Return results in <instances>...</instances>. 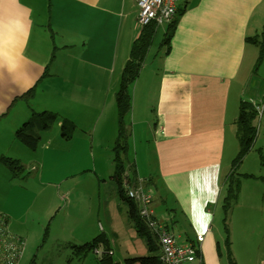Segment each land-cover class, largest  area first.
<instances>
[{"label":"crops","instance_id":"obj_1","mask_svg":"<svg viewBox=\"0 0 264 264\" xmlns=\"http://www.w3.org/2000/svg\"><path fill=\"white\" fill-rule=\"evenodd\" d=\"M176 7L182 13L173 20L168 46L157 51L160 67L151 65L140 79L150 41L162 26L164 36L169 24L139 32L136 0H0V158L18 161L23 170L32 171L29 177H14L0 162V214L7 232L22 239L24 247L33 230L47 237L52 220L60 215L63 237L56 241L66 250L68 263L80 259L71 257L67 244L80 246L99 235L107 239L113 257L116 243L106 234H111L109 228L88 227L87 216L78 219L73 200L69 202L72 194H78V182L70 179L85 173L84 161L90 158L97 188L114 183L109 152L116 138V94L129 64L135 71L141 69L132 91L135 94L139 85L140 111L133 134L140 139L143 134L147 143V148H137L134 137L135 157L131 159L126 138V166L133 167L136 177L132 184L151 193L156 218L178 244L194 245L204 264H218L210 221L217 207L221 208L225 182L232 172L235 158L228 162L233 154L229 142L235 137L236 118L231 120L244 91L250 89L253 48L258 56V48L246 39L262 32L264 0H177ZM34 86L32 95L23 99ZM252 86L248 102L260 126L237 168L243 169L242 175L257 179L241 178L236 201L243 198L247 203L236 206L255 208L264 221V90L260 96L262 85ZM31 108L72 123L71 138L52 131L40 137L39 151L20 144L14 133L29 120ZM55 123L60 131V121ZM96 150L104 151V156L102 152L95 156ZM61 160L73 168H48L44 176L38 173L41 166ZM250 181L253 191L245 192ZM110 187L111 197L115 194L118 200L116 207L124 209L131 239L140 238L127 219L128 209L116 184L115 190ZM24 190L26 195H22ZM49 196L55 197L54 209L46 201ZM58 200L68 204L61 208ZM177 229L189 233L183 237L175 233Z\"/></svg>","mask_w":264,"mask_h":264},{"label":"rangeland","instance_id":"obj_2","mask_svg":"<svg viewBox=\"0 0 264 264\" xmlns=\"http://www.w3.org/2000/svg\"><path fill=\"white\" fill-rule=\"evenodd\" d=\"M165 26H162L158 28L159 30L157 33L154 35V38L150 41V51L146 52V54L143 55V59L145 62H143V68L142 71V76L140 79H144L146 70L151 69V65L153 68L160 67V56H158L157 51L160 47V43L162 41V29H164ZM138 47V45H137ZM253 48V47H252ZM254 50V60L253 64L251 66V74L252 78L250 79V89H253L252 84L253 83H260L261 86V91H260V96L262 95V92L264 90V59L261 60L260 63H256L257 61V49L253 48ZM139 53V52H138ZM136 53L134 55V59L139 60L140 54ZM148 54V55H147ZM147 55V58H146ZM138 57V58H137ZM146 58V59H145ZM136 68V67H135ZM140 70L136 68V71L134 73V78L133 80L128 81V86H127V92L125 95V106L124 107V114L121 119V124L124 128V133L126 135L128 144H129V157L133 159L135 157V152L133 148V141L134 137H136V146L141 147L140 145H143L144 148H147V143L143 140V134L142 138L140 139L136 135L134 136L133 134V126L134 122H137L138 118V111H140L139 107V100H140V87L138 85L136 93L134 94L132 91L134 89V82L135 79L137 78L138 75H140ZM152 74V73H151ZM133 75V74H132ZM120 84V82H119ZM119 84L117 91L119 89ZM250 89H247L244 91V94L241 96L240 101L242 102H248L249 99V91ZM254 99V98H253ZM257 101L256 99H254ZM32 104H35V101H32ZM238 105L236 106L235 109V114L233 113L231 121H234L235 118L237 119V114H238ZM35 106V105H34ZM33 112H35L34 108H31ZM42 112V111H40ZM40 112H35V113H40ZM143 117L142 111H141V118ZM29 119V118H28ZM114 119V115H113ZM61 120V117L58 116V121ZM115 132L114 135L116 137L117 134V126H118V115H117V110L115 106ZM236 122V120H235ZM234 122V130L236 129ZM260 126V118L256 117L254 120V125L256 129V133L259 130ZM78 125L80 127H84V125L80 124L78 121ZM137 127H135V133L137 134ZM55 132V136L60 134V131L56 125L51 126V128L47 131H42L39 133L40 137L43 136L46 133H51ZM78 133V131H76ZM230 145L233 146L231 149L233 151V154L231 156V159L228 162H231L232 159H234L238 153V144L236 142V139L234 137V140L229 142ZM39 146V145H38ZM37 151L40 150V148L37 147ZM51 149V145L47 144V150ZM87 152H89L88 148H85ZM102 152L101 156H104V151L96 150L95 151V156L99 153ZM254 154H257L256 149L254 148L252 150ZM112 152L110 151L109 154ZM264 160H262L263 162ZM85 165H87L85 173L81 176L74 177L73 179H70L73 184L78 182V187L76 189L78 194H72L71 198H69V202L71 199L73 200V207L77 210L76 213H78V219L82 217L87 218V223L86 225L88 227H91L93 225L96 229L99 230V225L101 226H106L109 228V231L111 234H106L108 237L112 238L114 242L116 243L115 249L112 247L113 250V261L120 263V264H135V263H127L125 262V259L127 260H133L135 257L138 258H143V257H148V248L145 246L146 243L144 241L143 237H136V239H131L129 229L127 227V223H125V214H124V209L122 207H119V209L116 207L117 205V199L116 195L114 194L111 197V192H110V185L113 186L115 190V184L114 183H109V185L102 186L100 188H97V180L95 181V177L93 175V169H92V161L91 159L87 158L85 159ZM250 161L247 162V164ZM246 164V167L248 165ZM240 165V164H239ZM238 165V166H239ZM236 166L233 170L235 171V175H237L240 178L243 179H248L244 175H242L243 169H238ZM48 168H56V170L59 169H65V170H70L73 168V164H67L63 163L62 160L60 162H52L51 164H47L45 166H41L40 170H38V173L41 176H44ZM46 169V171H45ZM51 172V170H50ZM32 171L29 169H24L22 174V178L29 177L31 175ZM112 174V169L111 173ZM107 175V174H105ZM244 176V177H242ZM250 176V175H249ZM252 178L257 179V176L251 175ZM19 177V176H18ZM18 181V180H17ZM15 181V182H17ZM45 181H43L44 183ZM22 186L24 187V183L20 181ZM250 186H248L246 189L244 188V191H253L252 185L250 181ZM58 185V184H56ZM30 186V185H29ZM34 186L31 185L30 187ZM240 187V185H239ZM100 189V190H99ZM34 191V190H33ZM22 195H26L27 192L22 191ZM80 194H83L86 198H83L80 196ZM63 195V194H62ZM59 194V197L62 196ZM101 197L100 199L97 197ZM111 197V198H110ZM114 199V200H113ZM116 200V201H115ZM46 201H51L52 204L50 205V209L55 208V197L54 196H49ZM65 202L64 203H62ZM59 203V207L64 208L66 204V201L62 200ZM105 201L107 202V206L103 205V202L105 204ZM240 203H247L246 200L243 198L240 199V201L233 200L230 207L228 208L227 212L223 213L222 208L217 207L215 213L211 217L210 221V233L214 239V242L217 245V263L218 264H260V261L264 259V221L262 218V214H260L259 211H257L255 208L254 209H249L248 207L245 206H236L237 204ZM64 204V205H63ZM44 206V205H43ZM43 206L38 207V210L40 212H43ZM45 205V209H46ZM56 219L52 220V228L51 232L48 234L46 237L45 234L41 233V236H38V232L36 230H33L31 232L32 237L30 238V243L25 245L23 249V256L18 264H97V258L99 256H96L94 253H89L87 256H85L83 259H80L78 261L73 260L68 263L66 259V250H63V245L59 244L56 239L63 237L61 234V217L60 215H57ZM169 229H171L170 224H168ZM82 229V227H80ZM105 231H107V228H105ZM100 232V231H98ZM79 233V230H78ZM101 233V232H100ZM175 233H180L183 237L188 235L189 231L183 230V229H177ZM197 232L194 231V234ZM81 244V243H80ZM128 250V251H127ZM126 251L130 252V257L126 255ZM153 253V254H152ZM149 253V255H155L157 252H152Z\"/></svg>","mask_w":264,"mask_h":264},{"label":"trees","instance_id":"obj_3","mask_svg":"<svg viewBox=\"0 0 264 264\" xmlns=\"http://www.w3.org/2000/svg\"><path fill=\"white\" fill-rule=\"evenodd\" d=\"M182 11L177 12L176 16L180 15ZM175 22L172 21L163 36L160 46H168L169 40L174 31ZM247 42L258 48V57L257 65L261 62L264 57V26L262 32L259 36L253 38H247ZM47 69V67H46ZM45 69V70H46ZM135 71L127 64L122 72V77L119 85V89L116 94V108L118 115V126L117 134L115 141L113 143L111 152H112V163H113V174L111 179L117 186V191L121 201L127 206V219L130 224L133 226L135 233L144 238L146 247L148 248V253L157 252L159 253L156 240L149 233L145 225L138 218L136 214L135 204L125 196L124 188L122 187L123 181H126L129 184L135 182V172L133 167L126 166V135L124 133V128L121 124V119L124 114L125 106V90L129 80L133 78ZM133 74V75H132ZM46 76V71L41 76V78ZM40 78V79H41ZM36 86L31 88L26 92L22 98L27 99L30 97ZM256 119V113L250 103L239 102L238 105V114L235 122V137L238 144V153L235 159L232 162V172L228 176L225 182V193L221 201V208L223 213L227 212L233 200L236 199V196L239 191L240 178L233 173V169L240 164L242 159L247 155V153L252 148L256 128L254 125V120ZM56 121H58V115L48 111H42L40 113L32 112L29 120L23 124L19 129L14 133V139L20 144L28 148L30 151H35L40 140L39 133L42 131L48 130ZM75 127L72 123L67 120H60V135L64 139L69 140L74 131ZM0 162L4 167H6L11 173L12 176L17 177L22 174L23 168L20 166L18 161L10 160L7 158H0ZM128 173V174H127ZM247 178L252 176L244 175ZM242 176V177H244ZM167 228V227H166ZM168 229V228H167ZM71 252V257L73 259H83L89 253H93L94 250H100L101 254L97 258V264H118L114 262L111 257V251L108 246V241L104 235H99L94 238L92 241L80 245H69L67 244ZM153 254V253H152ZM127 263L135 264H162L159 260V254L149 255L148 257L135 258L133 260H125Z\"/></svg>","mask_w":264,"mask_h":264},{"label":"built area","instance_id":"obj_4","mask_svg":"<svg viewBox=\"0 0 264 264\" xmlns=\"http://www.w3.org/2000/svg\"><path fill=\"white\" fill-rule=\"evenodd\" d=\"M177 0H136L138 31L170 24L177 14ZM125 196L136 207L138 218L156 240L162 264H204L199 250L191 244H178L175 236L157 218L151 207L152 195L140 185L123 181ZM24 249L22 239L10 235L0 214V264H18ZM100 256V250H94Z\"/></svg>","mask_w":264,"mask_h":264}]
</instances>
